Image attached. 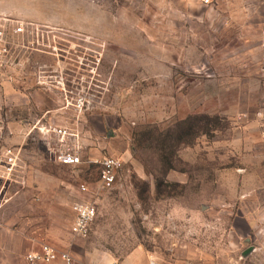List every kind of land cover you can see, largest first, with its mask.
I'll use <instances>...</instances> for the list:
<instances>
[{
    "label": "rangeland",
    "instance_id": "obj_1",
    "mask_svg": "<svg viewBox=\"0 0 264 264\" xmlns=\"http://www.w3.org/2000/svg\"><path fill=\"white\" fill-rule=\"evenodd\" d=\"M0 25V264L41 244L77 264H264V222L242 220L264 187V0H0ZM59 126L82 165L53 161ZM108 156L123 167L95 196ZM79 199L97 207L83 238Z\"/></svg>",
    "mask_w": 264,
    "mask_h": 264
},
{
    "label": "built area",
    "instance_id": "obj_2",
    "mask_svg": "<svg viewBox=\"0 0 264 264\" xmlns=\"http://www.w3.org/2000/svg\"><path fill=\"white\" fill-rule=\"evenodd\" d=\"M209 0H203L205 4ZM4 30L6 27L4 26ZM25 28L22 23H18L13 28V34L24 35ZM7 41L5 32L0 25V72L5 73L13 64L11 63L12 48ZM24 47V44H23ZM28 47V45L26 46ZM34 46L31 49L34 50ZM85 99L78 97L76 99L77 110L84 106ZM49 133V130H47ZM52 134L55 140H48V150L55 163L62 166L78 167L83 164V156L80 145L79 133L70 127L59 126L53 129ZM17 151L15 148H8L4 152L5 165L8 172H11L17 160ZM99 166L98 181L93 195L97 196L99 192L112 190L117 182V178L122 170V161L113 156L103 157L100 161L92 160ZM78 192L82 195L91 194L86 182L78 186ZM71 211L73 221L70 232L75 237H86L90 232L91 224L97 214L96 201L94 199H79L72 203ZM24 264H77L75 258L67 251L56 249L48 244H41L37 250L27 252L23 256ZM110 264H121L112 262ZM153 264V263H150Z\"/></svg>",
    "mask_w": 264,
    "mask_h": 264
},
{
    "label": "crops",
    "instance_id": "obj_3",
    "mask_svg": "<svg viewBox=\"0 0 264 264\" xmlns=\"http://www.w3.org/2000/svg\"><path fill=\"white\" fill-rule=\"evenodd\" d=\"M261 37H264L261 35ZM244 199H249L256 205L254 209L247 211L242 220L245 221L249 227L259 228V223L264 222V216H261L260 209L264 207V187H260L257 190L250 191L243 196Z\"/></svg>",
    "mask_w": 264,
    "mask_h": 264
}]
</instances>
